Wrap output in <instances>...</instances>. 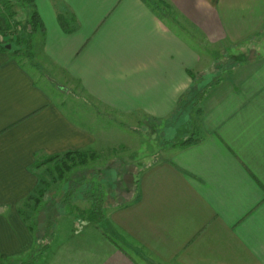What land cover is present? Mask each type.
I'll return each mask as SVG.
<instances>
[{
	"label": "crops",
	"instance_id": "crops-1",
	"mask_svg": "<svg viewBox=\"0 0 264 264\" xmlns=\"http://www.w3.org/2000/svg\"><path fill=\"white\" fill-rule=\"evenodd\" d=\"M35 9L44 25L37 60L83 105L168 121L203 91V77H217L192 114L184 139L195 140L169 143L139 170L135 150L134 187L118 190L116 205L104 196L103 221L56 201L43 264H264V0H36ZM30 12L16 8L23 28ZM220 46L238 63L207 75L203 60ZM98 142L84 116L0 50V254L23 259L42 229L45 195L31 207L43 188L38 160Z\"/></svg>",
	"mask_w": 264,
	"mask_h": 264
},
{
	"label": "rangeland",
	"instance_id": "rangeland-1",
	"mask_svg": "<svg viewBox=\"0 0 264 264\" xmlns=\"http://www.w3.org/2000/svg\"><path fill=\"white\" fill-rule=\"evenodd\" d=\"M17 7L20 6L17 5L15 9ZM40 43V38H37L33 49L35 60H31L28 57L20 58V60L36 74L39 81H41L46 88L55 94L57 93L59 99L65 101L70 110L76 114L84 116L86 122H88L90 127L95 130L97 135H99L97 147L95 145L93 149H91L92 151L90 150V153H93V155L88 154V156H90L87 158V162H85V168H91L90 171H81V168L79 167L84 165L82 164L79 165V167L75 166L71 170H67L65 175L60 177L53 164L44 163L40 167L42 186L46 187V184H49L46 193L52 189L49 196L45 194L47 199H45V201L48 202L46 210H44L42 214L43 219L38 222L41 225H44V223H47L48 219L51 218L52 213H56L57 216L59 212H61L59 211L57 213L56 209H54V204H56L57 201L59 205L67 195L71 198V202L75 206V213H78L81 208H90L92 205L91 200L97 196L96 185L98 184L96 183L99 182L102 184L103 197L105 195H110L111 202L115 204L112 196L114 197L115 193L117 196L118 190L119 192L125 193V188H133L135 183L131 182L135 177H138L140 173L138 171L137 175V171L132 164L135 162V160L132 162V153L135 150L138 152L135 158L139 170L158 156L162 147L167 146L169 143L175 144V142L180 141L191 134L190 127L192 124V114L195 112V106L197 104V102L194 103V100L198 99L199 92L194 96L191 95L186 97L171 120L152 121L147 125L145 124L146 121L144 120V117L138 116L135 120L130 121L127 117L117 115L105 108L102 109L103 107L98 104L83 105L79 101L76 102L74 100V93L70 91L72 88L69 86L67 87L69 91H63L64 81L59 77L50 79L49 76L46 75V68L37 60V58H40V52L38 49ZM205 50L203 48V54L208 55L209 51ZM232 50L235 53L241 51L239 47H234ZM212 51L211 54H213V57L215 58L214 61L212 62L207 59L203 60L202 68L207 75L212 74L211 72L213 69L224 71L226 68L230 67L231 64L235 65L238 63L236 62L237 60L226 62L225 58L222 56L220 57V55L230 53V49H226L224 46L213 48ZM34 63L38 64L37 67H35ZM216 78L217 77L212 78L211 81H216ZM202 80L203 90L209 83H211V81L210 78L208 80V78L205 79L204 77ZM77 103H79V105L82 104V106L77 105ZM139 119L142 124L137 122ZM93 167H95V170H93ZM76 181H78V184L75 183ZM84 198L90 199L89 203L85 202ZM124 200H126V198L122 197V199H118L115 202L118 201L117 203L119 204L120 201L124 202ZM61 204H64L63 208H66V211H68L66 203L62 201ZM58 208L61 209L60 206ZM27 213L29 215L28 218H32L33 213L31 212V209H29ZM9 264L14 263L9 262ZM41 264H43V260L41 261Z\"/></svg>",
	"mask_w": 264,
	"mask_h": 264
},
{
	"label": "trees",
	"instance_id": "trees-1",
	"mask_svg": "<svg viewBox=\"0 0 264 264\" xmlns=\"http://www.w3.org/2000/svg\"><path fill=\"white\" fill-rule=\"evenodd\" d=\"M35 2L36 0H0V16H3L5 20V27L0 26V50L11 52L13 57L18 58L19 60L23 57H28L31 60L34 59V36L35 33L43 31L44 29L40 14L35 9ZM17 5L22 8L31 7L27 28H23L21 23L15 20V7ZM8 44H11V48H7ZM208 86H210V84H208L207 87ZM205 89H203V91L199 93L198 99L194 100V103L197 102L198 104L199 99L202 98V94L204 93ZM193 140H195V138L191 136L187 139L185 138L177 141L175 142V144L183 146L191 143ZM88 154L93 155V153L82 151H68L65 154L53 155L38 160L36 165L39 167L44 163L53 164L55 170H57L58 175L60 177H63L67 170H71L75 166L85 164V162H87V158L90 156H88ZM99 183H96L98 184L96 185L97 196H95L93 200H91V207L87 209L81 208L79 209L78 213L74 212L75 206L72 204L71 198H69L68 195L65 196L62 201H64V203H66V205L68 206L67 214H74L76 217L82 220L89 221L91 223H99L103 221L106 216V207L104 206L105 203L102 193V184ZM47 187H49V184H46V187L37 189L36 192L38 195L35 198L34 204L31 206L32 210H37L40 207L41 198H43V196L45 195ZM33 199L34 197L32 196L29 200L33 201ZM62 201L59 204L60 207L64 205L61 204ZM28 202L29 201H27L26 203ZM21 214H23V216H25L26 214L25 217L27 218V213L24 208L21 209ZM32 228L35 230L34 226ZM53 230L54 223L50 218L48 219L47 223H44L42 229H38V232L35 233V245L23 259H17L8 255L0 254V264H9V262L14 264H41V261L44 260V256L49 248L51 240L50 238L54 232ZM40 232H42L41 236Z\"/></svg>",
	"mask_w": 264,
	"mask_h": 264
},
{
	"label": "water",
	"instance_id": "water-1",
	"mask_svg": "<svg viewBox=\"0 0 264 264\" xmlns=\"http://www.w3.org/2000/svg\"><path fill=\"white\" fill-rule=\"evenodd\" d=\"M7 48H11V44H8V45H7Z\"/></svg>",
	"mask_w": 264,
	"mask_h": 264
}]
</instances>
